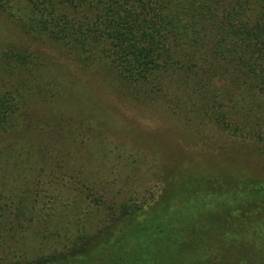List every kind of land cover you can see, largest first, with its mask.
Masks as SVG:
<instances>
[{"label":"rangeland","instance_id":"1","mask_svg":"<svg viewBox=\"0 0 264 264\" xmlns=\"http://www.w3.org/2000/svg\"><path fill=\"white\" fill-rule=\"evenodd\" d=\"M84 2L0 0V172L10 189L0 200V264L68 253L124 207L201 179L237 183L242 207L264 188V130L235 128L260 102L243 88L224 95L205 64L185 72L188 81L135 72L128 55L107 52L108 19ZM141 58L137 67L150 66ZM194 106L213 126L186 122L180 110ZM257 224H241L234 239L241 245L242 229Z\"/></svg>","mask_w":264,"mask_h":264},{"label":"trees","instance_id":"2","mask_svg":"<svg viewBox=\"0 0 264 264\" xmlns=\"http://www.w3.org/2000/svg\"><path fill=\"white\" fill-rule=\"evenodd\" d=\"M84 5L108 19L107 52L128 55L125 65L135 72L161 71L188 81L185 72L211 66L227 84L224 95L243 88L260 102L235 128L264 130V99L258 98L264 97V0H85ZM182 47L187 53L180 56ZM144 53L150 66L137 67ZM203 93L216 96L209 88ZM180 111L195 127L215 121L199 106ZM5 176L0 172V200L10 191ZM196 185L177 196L124 207L94 234L77 236L70 252L28 264H235L251 257L253 264H264V188L251 189L242 207L233 181L201 179ZM204 200L210 208H203ZM255 221L261 225L244 227L240 245L237 230Z\"/></svg>","mask_w":264,"mask_h":264}]
</instances>
